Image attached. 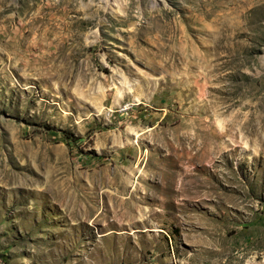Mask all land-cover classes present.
I'll return each mask as SVG.
<instances>
[{
    "label": "rangeland",
    "instance_id": "obj_1",
    "mask_svg": "<svg viewBox=\"0 0 264 264\" xmlns=\"http://www.w3.org/2000/svg\"><path fill=\"white\" fill-rule=\"evenodd\" d=\"M0 264H264V0H0Z\"/></svg>",
    "mask_w": 264,
    "mask_h": 264
},
{
    "label": "bare ground",
    "instance_id": "obj_2",
    "mask_svg": "<svg viewBox=\"0 0 264 264\" xmlns=\"http://www.w3.org/2000/svg\"><path fill=\"white\" fill-rule=\"evenodd\" d=\"M126 184L124 185V187L126 188ZM126 199V198H125ZM125 199H121V203H123L124 205H126L127 204V201L125 200ZM125 210V209H124ZM123 217L124 218H127V217H129V218H131L132 217V214H131V212H130V210H126V211H124L123 212ZM121 218V217H120ZM130 220V219H129ZM141 220V219H140ZM123 252V251H122ZM125 256V255H124ZM120 257V256H119ZM123 257V256H122Z\"/></svg>",
    "mask_w": 264,
    "mask_h": 264
}]
</instances>
